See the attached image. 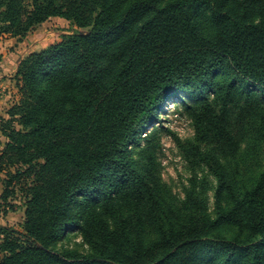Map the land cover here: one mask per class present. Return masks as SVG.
<instances>
[{
	"label": "trees",
	"instance_id": "16d2710c",
	"mask_svg": "<svg viewBox=\"0 0 264 264\" xmlns=\"http://www.w3.org/2000/svg\"><path fill=\"white\" fill-rule=\"evenodd\" d=\"M53 17L88 31L19 64L0 184L25 213L22 231L0 225V264H264V170L246 186L227 163L264 139V0H0V39ZM172 102L194 123L187 160L217 180L213 209L197 177L175 200L156 134L135 157ZM76 228L89 252L56 248Z\"/></svg>",
	"mask_w": 264,
	"mask_h": 264
},
{
	"label": "rangeland",
	"instance_id": "374dc122",
	"mask_svg": "<svg viewBox=\"0 0 264 264\" xmlns=\"http://www.w3.org/2000/svg\"><path fill=\"white\" fill-rule=\"evenodd\" d=\"M87 31L88 29L79 28L66 19L53 17L37 26L25 38H18L17 41L22 42L25 48L31 46L46 48L60 42L66 35L78 32L86 33ZM18 46L19 44L8 46L7 53L9 51L14 53ZM3 56H5V54L0 52V68L5 61ZM232 76V73L224 72L220 74L217 79H231ZM11 106L12 105H10V107ZM7 108V106H4L5 110ZM154 134H156L155 136L160 143L157 148V158L160 164L159 175L162 182L171 190V194L175 197V200L180 202L184 199L186 188L189 187L191 180L197 177L199 181L206 182V187L209 189L207 194L210 197V208L213 209L214 193L217 185L216 178L206 167L191 164L183 152V147H181L187 142L196 143V132L193 120L182 103H170L166 112L161 114V119L158 123L147 127L141 132L140 145L133 147V150L136 152V158L141 157L138 151L141 153L142 149L149 146L147 139ZM4 141L5 139L0 136V149L3 147ZM256 143L257 147L250 152L245 150L246 144L244 143L242 152L231 157L229 162H227L233 173L238 175V180L245 181L246 186L258 178L259 174L264 170V139L261 141L257 140ZM197 144L201 145L200 143ZM202 147L206 148V145L202 144ZM27 182L30 181L28 180L26 183ZM2 192L3 185L0 184V225L11 226L22 231L25 213L24 199L21 194L18 193L17 197L9 200L10 206L2 204ZM11 205L14 206V209L11 208ZM56 248L60 250L68 249L81 253L89 252V246L84 243L78 228L67 233L62 240L56 243Z\"/></svg>",
	"mask_w": 264,
	"mask_h": 264
},
{
	"label": "crops",
	"instance_id": "0c3cea01",
	"mask_svg": "<svg viewBox=\"0 0 264 264\" xmlns=\"http://www.w3.org/2000/svg\"><path fill=\"white\" fill-rule=\"evenodd\" d=\"M17 40L18 38L13 37L0 39V52L5 54V56H3L5 61L2 63L3 65L1 64L2 66L0 68V116L4 117H7V109L10 105L16 103L20 98L15 80L20 62L29 54L44 49L36 46L25 48L23 47V43ZM15 44H19L16 51L14 53L11 51L7 53V47ZM3 105L8 108L5 110Z\"/></svg>",
	"mask_w": 264,
	"mask_h": 264
}]
</instances>
